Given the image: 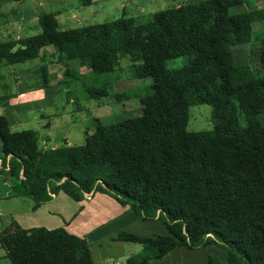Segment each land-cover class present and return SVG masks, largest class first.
<instances>
[{"label":"trees","instance_id":"obj_1","mask_svg":"<svg viewBox=\"0 0 264 264\" xmlns=\"http://www.w3.org/2000/svg\"><path fill=\"white\" fill-rule=\"evenodd\" d=\"M93 0H80L88 5ZM244 0H190L136 22L109 21L61 28L55 14L37 15L36 34L0 40V67L39 58L38 84H47V62H76L65 77L88 79L115 73L121 58L128 78H151L138 97L135 115L93 128L82 144L41 148L33 129L12 131L0 112L1 159L10 195L26 196L33 208L63 192L75 201L104 192L142 219L162 221L167 234L118 230L115 239L140 245L125 264H150L176 247L214 245L223 261L207 264H264V76L236 62L232 46L254 42L264 63V6L236 11ZM44 46L53 52L45 60ZM182 58L178 67L167 64ZM82 76V75H81ZM84 77V76H82ZM102 79V78H101ZM85 88L88 98L107 94ZM7 94L0 95V106ZM211 106L212 128L186 129L188 108ZM239 113L245 124L238 123ZM10 264H93L89 243L64 227L28 229L10 221L0 229Z\"/></svg>","mask_w":264,"mask_h":264},{"label":"crops","instance_id":"obj_2","mask_svg":"<svg viewBox=\"0 0 264 264\" xmlns=\"http://www.w3.org/2000/svg\"><path fill=\"white\" fill-rule=\"evenodd\" d=\"M41 12L44 11L31 9L26 12L22 9L15 8L14 10L12 8L13 18H7L6 14L0 10V40L22 37L19 34L22 25L19 24L16 30L13 29V25L10 27L8 25L16 21L23 22L30 17L37 21V15ZM52 52L51 46H44L41 49L45 60ZM36 59L38 61L33 62ZM31 62L25 64L24 61L6 65L9 66L6 72L0 70V95H8L6 104L0 106V112L8 119L12 131L30 129L25 128V125L31 123L32 119H36L35 122L39 123V118L54 115V112L49 109L54 106L51 88L56 87L57 91L59 90L57 86L61 83L66 68H77L76 62L60 63L50 60L47 62V84L40 86L38 84V65L41 60L37 57L31 59ZM79 74L88 75L91 74V71L81 69ZM5 81L6 83H4ZM48 124L49 120L45 125ZM89 132H83V139ZM43 135L41 148L58 146L56 141L50 145L51 140L48 135ZM60 141L71 144L63 133ZM49 195L50 198L47 201L33 208L31 198L10 195V182L0 174V229L12 220L25 229L38 226L47 229L64 227L68 232L83 236L87 240L93 264H124L123 260L137 253L141 247L115 239L117 231L124 230L138 235L151 236L150 232H137L134 229L146 220H157L155 217L146 220L138 218L128 206L119 204L112 196L104 192L91 191L83 194V199L80 201L71 199L63 192H49ZM217 250L224 253L216 254ZM209 255H213L218 261H223L226 252L214 245L197 248L176 247L161 258L150 260L149 263L207 264ZM0 262L10 264L1 245Z\"/></svg>","mask_w":264,"mask_h":264},{"label":"rangeland","instance_id":"obj_3","mask_svg":"<svg viewBox=\"0 0 264 264\" xmlns=\"http://www.w3.org/2000/svg\"><path fill=\"white\" fill-rule=\"evenodd\" d=\"M190 0H93L88 5H82L80 0H0V10L6 17H12V8L25 10L26 12L35 9L37 11L52 12L61 28H71L80 25L93 24L109 21L119 16H130L136 22H143L150 18L151 13L174 4H181ZM264 0H244L241 5L235 7L236 11H243L248 8L263 7ZM22 25L19 31L20 36H30L39 30L36 20L32 17L26 18L23 22L16 21L13 29ZM236 62L248 63L253 69L258 70L264 76V63L258 58V46L254 42L231 47ZM38 61V59L33 62ZM182 58H175L167 65L178 67L182 64ZM32 63L31 60L25 64ZM128 62L125 58L119 60L117 71L111 75L102 76L99 80L88 79L87 74L78 76L75 80L70 76L65 77V82L60 83L58 91L53 90L52 100L54 106L51 111L54 115L39 118V123L32 119L25 128H30L37 133V142L41 146L43 134H47L51 140L50 145L56 141L62 144L60 137L63 134L71 144H82L83 132H89L93 128V118L97 117L103 123L119 120L125 116L135 115L139 107L138 97L150 91L151 78L132 79L126 76ZM16 67V66H14ZM9 66H1L0 70L6 72ZM89 75V74H88ZM112 80L107 84V94L97 98H88L85 88L90 86L101 89L104 87L103 80ZM6 83V81L4 82ZM55 88V90H54ZM211 106L208 104H195L188 108V121L186 129L190 131L205 130L212 128L210 120ZM48 110V109H47ZM49 113V112H48ZM264 122V114L259 116ZM47 120L49 124L45 125ZM238 123L244 125V118L239 113ZM40 124V125H39ZM135 231L150 232L152 234H167L162 221L146 220L136 226ZM129 245H135L129 242ZM216 254L224 253L217 250ZM7 261V260H6ZM4 262H0L3 264ZM125 264V260H123Z\"/></svg>","mask_w":264,"mask_h":264},{"label":"built area","instance_id":"obj_4","mask_svg":"<svg viewBox=\"0 0 264 264\" xmlns=\"http://www.w3.org/2000/svg\"><path fill=\"white\" fill-rule=\"evenodd\" d=\"M8 155H6L5 156V158H4V160H2L1 158H0V165L2 164V163H4V168L5 169H8V167H9V165H8ZM84 194H87V193H84Z\"/></svg>","mask_w":264,"mask_h":264}]
</instances>
